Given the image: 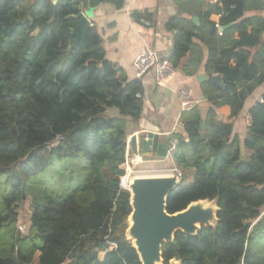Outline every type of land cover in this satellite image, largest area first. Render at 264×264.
Listing matches in <instances>:
<instances>
[{"label": "trees", "instance_id": "obj_1", "mask_svg": "<svg viewBox=\"0 0 264 264\" xmlns=\"http://www.w3.org/2000/svg\"><path fill=\"white\" fill-rule=\"evenodd\" d=\"M28 1L0 0V264H142L126 238L131 195L120 185L129 122L144 110L143 84L107 59L95 27L72 45L87 2ZM103 2L117 10L125 5ZM179 6L166 26L176 33L168 61L196 76L205 48V72L222 75L225 89L203 83L206 114L199 106L182 113L184 134L174 135L182 184L169 195L167 211L218 200L220 212L216 228L178 232L163 245V260L264 264V97L249 111L244 138L235 133L248 99L264 84V17L246 16L263 13L264 0ZM132 17L154 24L149 12ZM191 172L193 183L183 186ZM27 203L30 226L22 234Z\"/></svg>", "mask_w": 264, "mask_h": 264}, {"label": "crops", "instance_id": "obj_2", "mask_svg": "<svg viewBox=\"0 0 264 264\" xmlns=\"http://www.w3.org/2000/svg\"><path fill=\"white\" fill-rule=\"evenodd\" d=\"M57 1V0H56ZM82 5L81 12H92L90 23L99 32L103 39L107 59L121 69L129 80L137 78L136 62L142 55L155 52L162 60H168L173 52L175 32L166 29L169 21L180 15V0H125L123 9L117 10L112 4L100 2L93 6L91 0ZM217 0H211L215 3ZM32 0H29V4ZM28 2L26 6L29 5ZM134 12H149L154 16V24L150 26L144 21L133 19ZM263 16V13L248 12L247 17ZM204 62L196 76L186 77L176 70L174 79L166 88L155 85L152 74H147L140 81L144 87V110L138 121H130L128 126V169L141 170L144 164H162L166 159L158 158L156 154L148 157L141 152L140 147L135 151L131 141L143 133L159 135L160 141H170L174 135L184 134L182 128V108L178 98V91L187 89L192 97L200 102L203 115L206 114L209 104L203 95L200 77L209 78L205 72L208 51L205 49ZM204 97V99H203ZM264 97V84L248 99L245 109L235 125V133L244 138L247 127L250 125V109ZM148 170V169H144Z\"/></svg>", "mask_w": 264, "mask_h": 264}, {"label": "water", "instance_id": "obj_3", "mask_svg": "<svg viewBox=\"0 0 264 264\" xmlns=\"http://www.w3.org/2000/svg\"><path fill=\"white\" fill-rule=\"evenodd\" d=\"M102 2L103 0H98ZM92 12L80 13L79 23L72 30L74 40L72 45L80 42L91 28L90 18ZM196 26H200L198 17L193 18ZM209 80L225 89L222 75H214L211 78L200 77ZM204 99V97H203ZM205 123L201 125V138L205 139ZM131 144L136 151L140 147L141 152L148 157L156 154L158 158H166L169 141L157 134L148 132L132 139ZM209 147V144L206 143ZM182 184L175 174L137 175L130 183V204L132 213L128 218L126 238L137 251L142 264H165L163 260V245L175 241L178 232L188 236H197L202 228H216L219 224L218 214L220 208L218 200L198 201L190 204L185 210L175 214L167 211V202L172 191L177 190ZM170 264H182L176 259Z\"/></svg>", "mask_w": 264, "mask_h": 264}, {"label": "built area", "instance_id": "obj_4", "mask_svg": "<svg viewBox=\"0 0 264 264\" xmlns=\"http://www.w3.org/2000/svg\"><path fill=\"white\" fill-rule=\"evenodd\" d=\"M56 2V0H52ZM90 27H94L91 25ZM136 71H137V78L139 80L143 78L147 74H152L154 78L155 85L160 88H166L169 83L174 79L176 74V69L172 66V64L168 60H162L160 59L155 52H149L145 55H142L139 57V59L136 62ZM138 97H141V95H138ZM178 98L181 103L182 112L190 111L191 109L199 106L200 102L197 101L192 97L191 91L187 89H181L178 91ZM260 102H263V99L260 100ZM251 123V120H250ZM182 128L184 129V126L182 124ZM178 145V140L172 137V139L169 141V147L167 149L166 154V160H170L174 168L170 170H165L163 173L168 174H175L180 179L183 177V173L177 168L175 159H174V153L176 151V147ZM126 163H128V155L126 151ZM145 173V171H138L134 170L131 171L128 169L124 177L121 178V189L124 191L130 192V183L134 177L137 175H141ZM20 232L24 234L23 229L19 228Z\"/></svg>", "mask_w": 264, "mask_h": 264}, {"label": "rangeland", "instance_id": "obj_5", "mask_svg": "<svg viewBox=\"0 0 264 264\" xmlns=\"http://www.w3.org/2000/svg\"><path fill=\"white\" fill-rule=\"evenodd\" d=\"M27 2L24 4L26 6ZM29 4V1H28ZM112 115H117V110L111 111ZM141 170L139 171H145V173L141 175H156V174H164L163 172L165 170H170L174 168L173 163L170 160H165L162 164H144L141 166ZM148 169V170H144ZM194 181V173H188V176L184 179L183 186H188L192 184ZM30 204L27 203L23 205L20 209V219H19V228L21 227L24 231V234L28 232L29 226H30V217H31V211H30ZM104 254H101V258H103Z\"/></svg>", "mask_w": 264, "mask_h": 264}]
</instances>
